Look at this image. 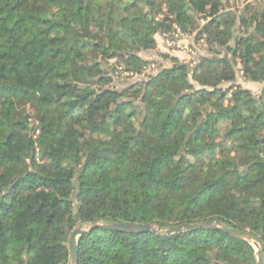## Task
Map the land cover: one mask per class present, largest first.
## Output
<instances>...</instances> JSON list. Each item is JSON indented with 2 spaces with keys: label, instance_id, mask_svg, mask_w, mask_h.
I'll return each instance as SVG.
<instances>
[{
  "label": "trees",
  "instance_id": "obj_1",
  "mask_svg": "<svg viewBox=\"0 0 264 264\" xmlns=\"http://www.w3.org/2000/svg\"><path fill=\"white\" fill-rule=\"evenodd\" d=\"M176 26L207 54L147 59ZM239 73L264 83V0H0V264L209 220L97 227L78 264H258L222 228L264 244V88Z\"/></svg>",
  "mask_w": 264,
  "mask_h": 264
},
{
  "label": "water",
  "instance_id": "obj_2",
  "mask_svg": "<svg viewBox=\"0 0 264 264\" xmlns=\"http://www.w3.org/2000/svg\"><path fill=\"white\" fill-rule=\"evenodd\" d=\"M215 222L218 224L219 220L216 219ZM213 225V220L205 221L200 224H181L173 228H169L162 233L160 228L154 227L152 224H143V223H133V222H124V223H95L89 228H77L73 231L71 236V264H78V245H79V237L84 234H89L91 231L97 227L108 228V229H116L125 232H143V231H152L159 234L163 238H167L170 235L178 234L179 232L185 229H197L202 227H208ZM225 231L236 235L238 237L244 238L246 240L252 241L254 245L257 247V257L258 264H264L262 258V252L264 250V244L261 240L255 236L254 234L248 231H241L232 228L222 227ZM258 243H260V248L258 247Z\"/></svg>",
  "mask_w": 264,
  "mask_h": 264
},
{
  "label": "rangeland",
  "instance_id": "obj_3",
  "mask_svg": "<svg viewBox=\"0 0 264 264\" xmlns=\"http://www.w3.org/2000/svg\"><path fill=\"white\" fill-rule=\"evenodd\" d=\"M249 2L259 3V0H244V4L249 3ZM206 21H207V19L205 17H203L201 23L204 24ZM196 32H197V30H194L192 32L193 34L189 35V37L191 39L190 42H191L192 46L195 47L194 49L197 50L196 51L197 53H200L202 55L207 54V47L203 44V41L196 43V38L194 36L196 34ZM163 34L161 37H158V41H159L158 50H154V54L145 55V57L147 59L153 60V61L159 60L160 57L158 56L157 51H168L170 49L172 54L179 55L180 57H182L183 59H185L187 61H193L192 59H194L195 56H193V55L190 56L179 48L167 46L166 42L164 41ZM164 61L166 63H168V61H166V60H164ZM121 69H122L121 67L118 68V70H121ZM146 69L149 72H155L156 64L152 63L149 66H147ZM238 83H241L242 86H244L245 88L251 89L255 94H258L264 88V83H253V82L245 81L243 79V77L241 76V73L238 74ZM85 228H89V227H85Z\"/></svg>",
  "mask_w": 264,
  "mask_h": 264
},
{
  "label": "built area",
  "instance_id": "obj_4",
  "mask_svg": "<svg viewBox=\"0 0 264 264\" xmlns=\"http://www.w3.org/2000/svg\"><path fill=\"white\" fill-rule=\"evenodd\" d=\"M164 41L166 42V45L169 47H176L181 50H183L188 55H197V50L194 49L195 47L192 46L190 42V37L188 34H186L180 27H175L170 32H165L163 34ZM194 61L191 62V66H193ZM147 70V69H146ZM127 72H122V75H128Z\"/></svg>",
  "mask_w": 264,
  "mask_h": 264
}]
</instances>
